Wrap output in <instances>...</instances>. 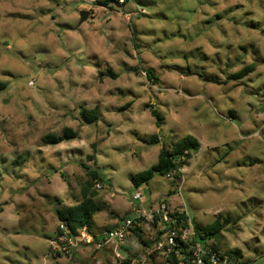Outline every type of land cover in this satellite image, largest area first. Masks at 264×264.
I'll return each mask as SVG.
<instances>
[{"label":"clouds","instance_id":"9594fccd","mask_svg":"<svg viewBox=\"0 0 264 264\" xmlns=\"http://www.w3.org/2000/svg\"><path fill=\"white\" fill-rule=\"evenodd\" d=\"M0 264H264V0H0Z\"/></svg>","mask_w":264,"mask_h":264}]
</instances>
